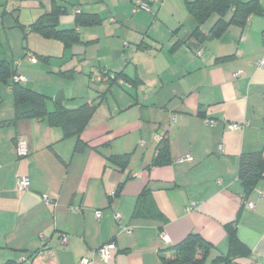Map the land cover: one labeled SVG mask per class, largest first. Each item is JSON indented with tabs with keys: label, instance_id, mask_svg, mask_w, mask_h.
Returning <instances> with one entry per match:
<instances>
[{
	"label": "crops",
	"instance_id": "1",
	"mask_svg": "<svg viewBox=\"0 0 264 264\" xmlns=\"http://www.w3.org/2000/svg\"><path fill=\"white\" fill-rule=\"evenodd\" d=\"M136 1L0 0V59L19 83L45 96L48 112L94 106L65 135L47 116L15 119L12 80L0 81V264H164L188 233L212 244L205 264H264V177L247 194L238 177L240 156L264 147V0L261 14L216 32V13L194 31L188 0L148 11ZM85 15L98 20L78 22ZM40 17L43 32L31 28ZM50 25L78 39L65 43ZM162 137L169 159L152 165ZM124 154L121 169L111 157ZM233 222L246 251L218 259Z\"/></svg>",
	"mask_w": 264,
	"mask_h": 264
},
{
	"label": "trees",
	"instance_id": "2",
	"mask_svg": "<svg viewBox=\"0 0 264 264\" xmlns=\"http://www.w3.org/2000/svg\"><path fill=\"white\" fill-rule=\"evenodd\" d=\"M186 8L192 18L194 31L199 30L200 24L212 13H216L219 18L213 25V31H220L230 23H236L240 26L244 25L247 19L255 13L261 14L262 9L258 5L257 0H191L186 1ZM60 8L55 6L50 15L52 20H55ZM231 11V16L228 20L224 19L227 12ZM81 12L76 13V16H81ZM38 18L31 24V28L37 31H42L45 27L44 23ZM95 15H85L79 18L78 22L92 24L97 21ZM52 28L53 36L60 38L65 43L77 40V33L73 29L55 30L53 25L46 26ZM44 32H49L45 30ZM15 76L14 66L0 59V81H6L11 78L10 88L14 96V112L15 119L26 117H42L47 116L50 124L59 125L64 130L65 135L77 134L86 125L89 117L94 109L93 105H84L75 110H66L59 104L53 112H48L45 107V96L37 93L27 87L22 86L19 81H14ZM120 75L113 76V81L120 79ZM110 78V77H109ZM122 78V77H121ZM111 79V78H110ZM126 82L130 83L126 78ZM128 154L120 156H112V162L119 168L123 169L128 160ZM168 144L166 138H160L153 157L152 165L166 163L168 161ZM238 177L242 182L246 194L254 185L255 181L264 177V147L260 151L243 153L239 159ZM228 232V255L218 256V259L228 260L231 257L244 254L246 248L240 243L236 237L234 222L226 225ZM212 244L206 241L197 233H188L180 242L173 245L170 249L173 251L171 258H161L164 264H205ZM32 253L30 258L35 255ZM4 264H20L13 261H8Z\"/></svg>",
	"mask_w": 264,
	"mask_h": 264
},
{
	"label": "built area",
	"instance_id": "3",
	"mask_svg": "<svg viewBox=\"0 0 264 264\" xmlns=\"http://www.w3.org/2000/svg\"><path fill=\"white\" fill-rule=\"evenodd\" d=\"M158 0H137L136 1V7L138 9H141V10H146L148 11L149 8H150V5L153 3V2H157ZM75 12L76 13H79L80 10L79 9H75ZM31 60L32 61H35L34 58L31 57ZM257 66H264V58H262L261 60H259L256 64ZM238 75V72L234 73V76H237ZM13 80L14 81H20V80H23L22 77L20 76H14L13 77ZM206 122L208 124H213L214 121L213 120H206ZM232 127L234 128H239L241 127L240 124H232ZM16 152L18 154V156H26L28 155L29 151H28V148L26 147V143L21 140V139H18L16 141ZM191 157L189 155H186V156H183V157H180L177 159V162H182L184 160H190ZM29 185V179L27 177H22L19 182H18V187L19 189H25L27 188ZM115 195V192H111L110 193V196L113 197ZM96 216L98 217L99 216V212H96ZM114 217L116 219L119 218V214H115ZM123 231L125 234H130L131 233V228L128 227V226H123ZM165 241L168 239L166 236H163L162 237ZM65 242V237L62 238V243ZM114 247V243L113 242H108V243H105L103 245H101L100 247L97 248L96 250V254L97 256L99 257L100 260H106L107 258V254H108V250L113 248ZM78 264H92L91 260L90 259H83L81 262H79Z\"/></svg>",
	"mask_w": 264,
	"mask_h": 264
},
{
	"label": "rangeland",
	"instance_id": "4",
	"mask_svg": "<svg viewBox=\"0 0 264 264\" xmlns=\"http://www.w3.org/2000/svg\"><path fill=\"white\" fill-rule=\"evenodd\" d=\"M159 1H157V3H158ZM175 8H177V7H175Z\"/></svg>",
	"mask_w": 264,
	"mask_h": 264
}]
</instances>
